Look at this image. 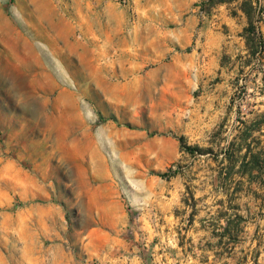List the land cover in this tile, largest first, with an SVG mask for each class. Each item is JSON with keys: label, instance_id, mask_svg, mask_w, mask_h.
<instances>
[{"label": "rangeland", "instance_id": "obj_1", "mask_svg": "<svg viewBox=\"0 0 264 264\" xmlns=\"http://www.w3.org/2000/svg\"><path fill=\"white\" fill-rule=\"evenodd\" d=\"M0 264H264V0H0Z\"/></svg>", "mask_w": 264, "mask_h": 264}, {"label": "trees", "instance_id": "obj_2", "mask_svg": "<svg viewBox=\"0 0 264 264\" xmlns=\"http://www.w3.org/2000/svg\"><path fill=\"white\" fill-rule=\"evenodd\" d=\"M256 28H257V27H254V26L250 25V26H249V29H247V32H248L249 34H254L255 31H256ZM260 44H261V43H260ZM178 141H179V143H180L181 148H182L184 151H186V152L193 153L194 151L197 150L195 147H191V146L186 145V144L184 143L183 137L178 138ZM160 176H168V174H162V175H160ZM237 219L242 220L241 217H237Z\"/></svg>", "mask_w": 264, "mask_h": 264}]
</instances>
